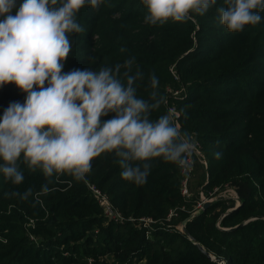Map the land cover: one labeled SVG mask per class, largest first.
<instances>
[{
	"label": "trees",
	"instance_id": "16d2710c",
	"mask_svg": "<svg viewBox=\"0 0 264 264\" xmlns=\"http://www.w3.org/2000/svg\"><path fill=\"white\" fill-rule=\"evenodd\" d=\"M225 6L217 0L204 15L193 13L194 20L155 25L144 22L142 0H107L79 10L84 30L70 35L62 71L120 64L124 79L123 62L134 57L132 73H143L135 81L137 95L150 99L155 74L158 96L166 100L150 118L176 108L206 166L195 160L191 195L182 198L179 166L161 157L149 161L143 185L120 176L114 152L94 157L83 180L67 173L45 177L21 157L19 185L0 173V264H264V19L230 32L217 12ZM25 95L14 83L0 86V114ZM45 183L53 190L40 198L42 205L34 196L13 195L29 188L35 193ZM88 184L135 221L108 220ZM226 185L235 189L239 207L229 211L234 202L218 199L191 215L200 192ZM169 211L175 216L167 220ZM140 219L153 221L143 226ZM183 222L182 233L177 226Z\"/></svg>",
	"mask_w": 264,
	"mask_h": 264
},
{
	"label": "clouds",
	"instance_id": "9594fccd",
	"mask_svg": "<svg viewBox=\"0 0 264 264\" xmlns=\"http://www.w3.org/2000/svg\"><path fill=\"white\" fill-rule=\"evenodd\" d=\"M147 8L144 22L155 25L194 20L217 0H142ZM107 0H0V86L14 83L26 93L24 102H12L0 114V173L19 185L24 180L18 161L39 168L45 177L67 173L85 179L91 161L102 152L119 158L120 176L143 185L150 173L151 158L186 165L195 144L178 122L180 113L168 107L151 119V112L166 103L158 96L159 80L150 75V99L137 95L135 81L142 71L132 73L134 57L121 65L99 70L76 68L62 71L72 43L70 35L84 29L79 10ZM217 9L219 22L230 32L261 22L264 0H224ZM151 101V102H150ZM114 113L110 119L102 117ZM217 157L220 155L216 153ZM141 162V163H132ZM53 189L49 183L21 199L34 196L37 203Z\"/></svg>",
	"mask_w": 264,
	"mask_h": 264
},
{
	"label": "built area",
	"instance_id": "2783aa9c",
	"mask_svg": "<svg viewBox=\"0 0 264 264\" xmlns=\"http://www.w3.org/2000/svg\"><path fill=\"white\" fill-rule=\"evenodd\" d=\"M176 94V93H175ZM195 148L192 152V154L188 157V163L186 165H178L179 171L181 175V182H180V194L182 198H189L191 193L189 189L190 184V178L192 175V172L194 170L195 166V160L197 159L200 163L204 164L206 166V162L204 161L200 146L197 142H194ZM88 188L93 193L94 199L97 201L98 205L101 207L105 217L114 222H133L135 221L133 218H125L121 215V213L116 210L109 202L107 196L101 192L99 189H97L94 185L88 184ZM223 199V200H231L234 202V207L231 208L229 211L236 209L240 206V200L238 199L237 193L233 187L224 186L223 189H220L218 187L214 188L211 192H209L207 195L203 194V192L199 193V200L195 202L194 209L191 213L192 216L197 214L199 211H201L206 204H211L212 202ZM181 209H184L183 207ZM173 216H175L174 211H169L167 215V220L171 219ZM143 221V226H146L148 223H151L153 220L151 219H140ZM177 229L183 233L184 226L182 224L177 226ZM88 264H91V260H88Z\"/></svg>",
	"mask_w": 264,
	"mask_h": 264
},
{
	"label": "water",
	"instance_id": "95a60500",
	"mask_svg": "<svg viewBox=\"0 0 264 264\" xmlns=\"http://www.w3.org/2000/svg\"><path fill=\"white\" fill-rule=\"evenodd\" d=\"M209 204H206L205 205V207L206 206H208ZM182 225L184 226L185 225V222H183L182 223ZM185 227V226H184ZM230 229H226V231H229ZM183 232H185V230L183 229ZM197 247H198V249L203 253V254H205L206 256H208V257H211L206 251H205V249L201 246V245H199V244H197ZM212 260H214V259H212ZM223 261L222 260H218V263L219 264H221Z\"/></svg>",
	"mask_w": 264,
	"mask_h": 264
},
{
	"label": "rangeland",
	"instance_id": "374dc122",
	"mask_svg": "<svg viewBox=\"0 0 264 264\" xmlns=\"http://www.w3.org/2000/svg\"><path fill=\"white\" fill-rule=\"evenodd\" d=\"M221 264H223V262Z\"/></svg>",
	"mask_w": 264,
	"mask_h": 264
}]
</instances>
